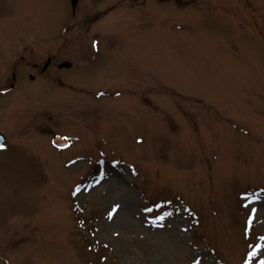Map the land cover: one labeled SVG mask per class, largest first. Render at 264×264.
Listing matches in <instances>:
<instances>
[{"label": "rangeland", "instance_id": "obj_1", "mask_svg": "<svg viewBox=\"0 0 264 264\" xmlns=\"http://www.w3.org/2000/svg\"><path fill=\"white\" fill-rule=\"evenodd\" d=\"M0 87V264H264V0H0Z\"/></svg>", "mask_w": 264, "mask_h": 264}, {"label": "water", "instance_id": "obj_2", "mask_svg": "<svg viewBox=\"0 0 264 264\" xmlns=\"http://www.w3.org/2000/svg\"><path fill=\"white\" fill-rule=\"evenodd\" d=\"M70 1L72 2L73 10H76L79 0H70ZM70 66H71L70 63H66L63 65V67H70ZM7 141L8 140L6 139L5 135L0 133V145L7 143ZM53 142L57 147H60V148L67 147L69 144L68 139L65 137H61V136H56Z\"/></svg>", "mask_w": 264, "mask_h": 264}, {"label": "flooded vegetation", "instance_id": "obj_3", "mask_svg": "<svg viewBox=\"0 0 264 264\" xmlns=\"http://www.w3.org/2000/svg\"><path fill=\"white\" fill-rule=\"evenodd\" d=\"M24 59V58H23ZM46 64H48L47 65V67H46V65H45V68H44V71L46 72V70L48 69V66L50 65L49 64V62H47ZM71 65V64H70ZM72 66H70V67H68V68H65V67H63V65H62V67H61V69H70ZM13 76H14V78H16V76L13 74ZM30 78L32 79V80H34L35 79V77L34 76H32V75H30ZM17 79L19 80V77L17 76ZM17 85V83H14V84H12L11 86H9L7 89L8 90H13V89H15V87H17L16 86ZM5 87H7V86H5ZM0 90H4V88L3 87H0Z\"/></svg>", "mask_w": 264, "mask_h": 264}, {"label": "snow or ice", "instance_id": "obj_4", "mask_svg": "<svg viewBox=\"0 0 264 264\" xmlns=\"http://www.w3.org/2000/svg\"><path fill=\"white\" fill-rule=\"evenodd\" d=\"M0 147H2V145H0Z\"/></svg>", "mask_w": 264, "mask_h": 264}]
</instances>
